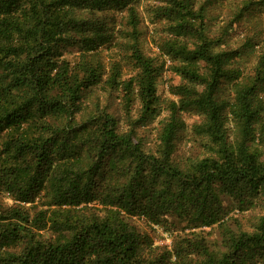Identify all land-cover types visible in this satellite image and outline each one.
Here are the masks:
<instances>
[{"label":"trees","instance_id":"trees-1","mask_svg":"<svg viewBox=\"0 0 264 264\" xmlns=\"http://www.w3.org/2000/svg\"><path fill=\"white\" fill-rule=\"evenodd\" d=\"M135 1L0 0V264H166L141 254L152 244L130 219L161 224L169 213L191 236L174 249L176 264H264V214L252 232H235L227 209L244 212L264 201V101L257 91L264 90V46L253 80L236 84L235 101L227 104L218 93L222 81L236 77L228 68L235 53L220 51L222 40L208 35L198 0H151L160 4L154 15L169 34L159 49L186 82L173 89L178 99L169 104L158 154L146 153L132 132L120 133L107 112L80 120L84 93L102 82V66L90 56L112 35L76 11L94 16ZM256 8L264 0H242L229 25ZM127 11V51L139 70L147 119L156 113L159 67L140 47L134 7ZM73 47L75 62L64 57ZM115 75L106 83L119 85ZM131 89L129 81L125 101ZM226 105L238 129L235 142L226 135ZM189 111L204 117L196 131L211 154L182 169L172 156L184 126L180 114ZM105 166L112 182L98 192ZM41 195L48 199L33 213ZM96 201L101 207L91 205ZM215 226L227 247L219 255L197 232ZM195 251L205 259L189 260Z\"/></svg>","mask_w":264,"mask_h":264},{"label":"rangeland","instance_id":"rangeland-1","mask_svg":"<svg viewBox=\"0 0 264 264\" xmlns=\"http://www.w3.org/2000/svg\"><path fill=\"white\" fill-rule=\"evenodd\" d=\"M242 0H198L197 7L204 9V23L210 37L220 38V51L234 52V58L229 63L234 75V79L222 81L218 98L225 103L233 104L235 101L236 84H246L253 80L258 64L259 54L264 46V8L253 9L246 14L245 18L230 26L232 14L240 5ZM132 6L138 19L140 31L139 42L143 53L153 59L154 64L159 67V77L157 79L156 113L147 119L141 118V102L138 96L137 77L139 70L129 58L128 39L125 37L130 30L127 9ZM160 6L158 2L151 0H136L127 7L109 6L101 11L95 12L91 16L87 12L77 10L76 15L81 14L92 17L96 27L102 24L107 34L111 38L104 45L100 46L97 56L90 60L93 64L102 66V82L91 87L84 93L82 112L80 120H83L101 111L107 112L115 118L117 129L120 133L132 132L135 142L141 143L142 149L149 154L157 155L159 152L160 134L164 125L169 119V104L177 101L173 89L175 86L185 84V80L172 68L175 62L162 54L159 47L163 41L167 40V24L165 21L155 17V9ZM79 56V48L73 47L64 51V57L75 62ZM177 62V61H176ZM118 69L117 75L115 72ZM113 75L116 76L118 84L109 85L106 81ZM132 81L130 99L125 101L124 87ZM258 96L264 101V90L257 89ZM230 106L226 105V135L229 142H235L238 129L232 120L229 112ZM184 126L178 131L174 141L173 162L184 169L187 163L206 157L211 154L208 150L209 142L206 137L198 134L196 127L201 125L204 117L195 112H183L180 114ZM110 169L105 166L101 171L97 186L99 190H107L112 182L108 176ZM6 198V196H4ZM48 198L40 196L37 204L32 206L34 213L39 209L40 202ZM8 203L10 200H7ZM91 205L99 206L98 201ZM229 214L236 221L230 220L228 226L235 232H252L264 214V201L258 200L255 207L244 212L231 210L227 207ZM101 216L104 212L99 213ZM137 231L148 236L151 246H143L142 253L149 257H159L166 261V264H176L174 249L183 243L188 236V231L183 229L184 224L179 225L174 214L169 213L162 217L161 224H153L142 216H134L130 219ZM236 223L240 226L236 225ZM175 225L171 226V225ZM203 230V232L201 231ZM202 232L198 239L204 240L208 251L214 254L224 252L227 247L223 232L217 227H202L197 229ZM68 235V232H66ZM47 235H49L47 233ZM46 238V237H45ZM193 240V239H192ZM205 259L201 252H193L189 255V260L196 262Z\"/></svg>","mask_w":264,"mask_h":264}]
</instances>
